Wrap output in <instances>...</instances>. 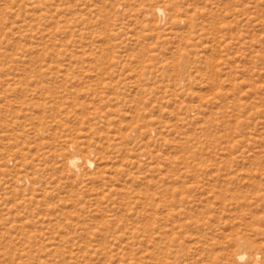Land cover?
<instances>
[{
	"label": "rangeland",
	"instance_id": "rangeland-1",
	"mask_svg": "<svg viewBox=\"0 0 264 264\" xmlns=\"http://www.w3.org/2000/svg\"><path fill=\"white\" fill-rule=\"evenodd\" d=\"M0 264H264V0H0Z\"/></svg>",
	"mask_w": 264,
	"mask_h": 264
},
{
	"label": "bare ground",
	"instance_id": "bare-ground-1",
	"mask_svg": "<svg viewBox=\"0 0 264 264\" xmlns=\"http://www.w3.org/2000/svg\"><path fill=\"white\" fill-rule=\"evenodd\" d=\"M157 12H161V9L159 8L158 10H157ZM76 162H77V159L76 158H74V159H70L69 160V164L71 165V166H75L76 165ZM243 257H244V254L243 255H240L239 257H238V259H243Z\"/></svg>",
	"mask_w": 264,
	"mask_h": 264
}]
</instances>
